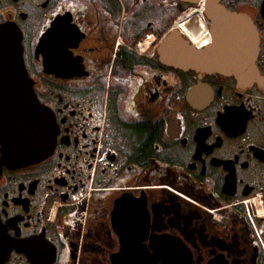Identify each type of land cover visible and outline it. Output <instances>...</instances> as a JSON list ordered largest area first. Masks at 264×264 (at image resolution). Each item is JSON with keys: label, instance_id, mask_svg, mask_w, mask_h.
I'll list each match as a JSON object with an SVG mask.
<instances>
[{"label": "flooded vegetation", "instance_id": "af4514ba", "mask_svg": "<svg viewBox=\"0 0 264 264\" xmlns=\"http://www.w3.org/2000/svg\"><path fill=\"white\" fill-rule=\"evenodd\" d=\"M230 12L258 81L165 62ZM2 23L53 136L19 165L0 144V264H264V0H0Z\"/></svg>", "mask_w": 264, "mask_h": 264}, {"label": "water", "instance_id": "95a60500", "mask_svg": "<svg viewBox=\"0 0 264 264\" xmlns=\"http://www.w3.org/2000/svg\"><path fill=\"white\" fill-rule=\"evenodd\" d=\"M210 6L216 7L217 4ZM212 24V38L197 47L171 33L162 45L167 64L186 70L232 75L238 84L259 80L255 65L258 35L251 20L243 14L226 13ZM46 48V33L37 49ZM47 62L43 59V68ZM0 144L5 161L25 164L40 156L36 148L52 142V124L45 107L38 101L23 61L22 34L11 23L0 24ZM8 238L0 233V260L8 257Z\"/></svg>", "mask_w": 264, "mask_h": 264}, {"label": "bare ground", "instance_id": "6f19581e", "mask_svg": "<svg viewBox=\"0 0 264 264\" xmlns=\"http://www.w3.org/2000/svg\"><path fill=\"white\" fill-rule=\"evenodd\" d=\"M199 16V15H198ZM201 17V16H200ZM193 23H194V30L195 31H197V30H199V33H200V35L201 36H199V38L200 39H202L203 38V33L205 34V27H204V24H203V20H201V18H199V17H193ZM191 26V25H190ZM196 28H197V30H196ZM191 38H193V39H197V38H195V37H191ZM198 38V39H199ZM208 41V40H207Z\"/></svg>", "mask_w": 264, "mask_h": 264}, {"label": "rangeland", "instance_id": "374dc122", "mask_svg": "<svg viewBox=\"0 0 264 264\" xmlns=\"http://www.w3.org/2000/svg\"><path fill=\"white\" fill-rule=\"evenodd\" d=\"M198 32H199V30H198ZM197 36H198V34H197Z\"/></svg>", "mask_w": 264, "mask_h": 264}]
</instances>
